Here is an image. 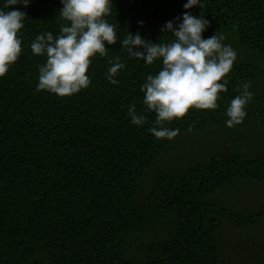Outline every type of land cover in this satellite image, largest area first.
<instances>
[{
    "label": "trees",
    "instance_id": "trees-1",
    "mask_svg": "<svg viewBox=\"0 0 264 264\" xmlns=\"http://www.w3.org/2000/svg\"><path fill=\"white\" fill-rule=\"evenodd\" d=\"M184 3L113 0L106 19L115 26L117 42L106 45V57L91 58L86 73L91 84L63 97L36 89L38 67L46 56L33 55L30 48L37 34L55 36L66 23L58 14L60 0L10 6L27 16L19 33L21 55L0 77V264H135L126 257L128 241L170 216L176 222L173 236L141 242L142 264H216L220 223L214 214H228L237 226L261 217L234 214L202 198L240 177L264 183V155L212 156L181 176L160 172L142 205L132 204L139 179L171 140L149 132L154 111L144 112L146 122L140 126L127 115L131 103L143 112L140 86L162 66L130 57L120 44L127 32L165 42L174 37L161 32V26L190 11L210 21L205 38L236 31L264 66V0H203L202 9L187 10ZM117 56L125 68L113 85L106 78L108 58ZM261 75L264 80L255 64L233 63L216 109L190 108L163 126L186 131L189 125L192 130L222 123L230 100L239 94L237 86L244 81L251 86ZM245 110V118L264 122V82Z\"/></svg>",
    "mask_w": 264,
    "mask_h": 264
},
{
    "label": "clouds",
    "instance_id": "clouds-1",
    "mask_svg": "<svg viewBox=\"0 0 264 264\" xmlns=\"http://www.w3.org/2000/svg\"><path fill=\"white\" fill-rule=\"evenodd\" d=\"M58 14L66 23L60 25L54 36L46 31L37 34L30 44L33 55L46 56V62L38 67L36 89L46 90L58 96H70L91 84L88 72L92 57L107 56L106 45L117 42L115 26L106 16L111 13L113 0H60ZM31 0H4L0 8V77H3L22 52V37L19 35L27 16L24 10L10 6H28ZM204 7L203 0H186L184 9ZM7 9V10H5ZM144 21H138L143 25ZM210 21L202 15L184 11L161 26V32H170L174 39L165 42L146 40L137 31H128L120 40L121 48L130 57L142 59L146 65L156 61L161 67L155 74H147L140 86L144 93L143 112L138 113L135 103L127 109L130 122L140 126L146 122L144 112L156 113L152 127L148 130L157 139L171 140L179 129L163 125L185 116L190 108L216 109L221 92L227 91L226 74L232 69L237 52L225 37L217 31L205 38L202 33ZM107 80L115 85V78L125 63L119 56L108 58ZM250 82L237 86L238 95L233 97L227 108L225 124L232 127L243 122L246 105L254 93L249 90ZM191 130V125L189 129Z\"/></svg>",
    "mask_w": 264,
    "mask_h": 264
},
{
    "label": "rangeland",
    "instance_id": "rangeland-1",
    "mask_svg": "<svg viewBox=\"0 0 264 264\" xmlns=\"http://www.w3.org/2000/svg\"><path fill=\"white\" fill-rule=\"evenodd\" d=\"M223 36L225 44H230L237 52L234 63L250 62L257 65L260 72H264V66L258 61V53L243 46L236 31L224 32ZM263 82L261 75L250 86L253 96L262 91ZM226 119L228 117L225 114L222 123L179 131L139 179L132 204L136 207L142 205L160 172L181 176L200 160L212 156L228 158L237 155L252 159L264 155V122L244 118L242 123L228 127ZM202 199L242 216L262 213L254 223L245 226L235 225L228 214H214L220 223L216 232L220 259L216 264H264V183L240 177L232 186L221 187ZM175 223L173 216L151 223L147 231L136 234L128 241L126 257L135 264H142L141 242H157L172 237Z\"/></svg>",
    "mask_w": 264,
    "mask_h": 264
}]
</instances>
